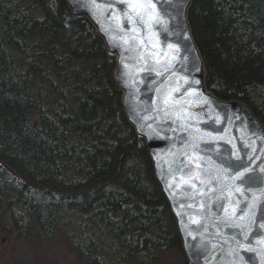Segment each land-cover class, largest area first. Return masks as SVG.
<instances>
[{"label":"trees","instance_id":"16d2710c","mask_svg":"<svg viewBox=\"0 0 264 264\" xmlns=\"http://www.w3.org/2000/svg\"><path fill=\"white\" fill-rule=\"evenodd\" d=\"M64 15V0H0V214L17 235L35 225L44 236L57 215H75L71 248L90 264L180 254L147 148L121 112L103 42L87 20ZM189 23L207 89L245 102L264 125V0H193ZM94 48L102 56H92ZM43 66L56 76H42ZM59 193L65 204H52Z\"/></svg>","mask_w":264,"mask_h":264},{"label":"water","instance_id":"95a60500","mask_svg":"<svg viewBox=\"0 0 264 264\" xmlns=\"http://www.w3.org/2000/svg\"><path fill=\"white\" fill-rule=\"evenodd\" d=\"M76 1L81 4L78 0L68 1L72 15H83V18L87 16L88 19H86L96 29L100 38L103 37V32H107L108 40L103 39L106 44L109 45L111 41V43L122 45L121 50L124 53H133L132 46L140 37L138 35L141 31V22L137 21L132 24L127 21L124 16L125 12L130 13L126 10L127 2L84 0L90 3L98 2V7H91L88 4L84 7L85 11H82V8L76 5ZM151 3L158 8L159 18L167 24L175 22L176 20L173 19L180 16L181 12L179 11H187L190 6V0H151ZM170 3L177 6L175 11L168 10ZM92 10L96 14L95 17L91 15ZM83 12H87V14ZM184 15L185 13L182 16L184 17ZM180 21L183 28L188 29L187 26L185 27V20ZM132 35L137 38L130 39L129 37ZM188 36L191 35H186L187 39ZM125 40H128L127 44ZM187 48L189 45L182 38L180 50L183 52ZM193 49L190 47L195 64L191 59L182 61L178 56L173 60L167 59L161 62L163 67H166L180 61L182 66L180 79L167 88L162 85L160 88L157 83H147V90H150L151 94H146L145 88L140 84V82L144 83V79H141L140 75L137 76V73L128 71L126 66L117 67L112 72L119 90L125 94V106H122L126 113V121L135 130L136 136L145 142L149 159L154 164V179L161 186L166 199L172 202V204L170 203L172 205L171 212L173 218L176 217V219L174 218L175 225L183 254L187 258L186 261H188L187 253L191 252L192 247L193 255H190L192 262L195 256L202 255V253L193 249V243L199 234L194 236V222L191 215L202 216V213L207 210L205 209L207 203L218 199L220 195L219 178L220 174L224 173L221 170L229 166L217 164L213 152L216 149H222L221 154L224 157H231L233 160V148H227L224 139L226 136H239L244 132L247 135L253 133L264 148V125L252 115L249 109L243 112V106L239 104L238 100H221L207 89L205 67L201 62H197L192 52ZM168 51L172 54L176 50L168 48ZM175 54L177 55V51ZM134 63L138 65L137 62ZM153 63L154 68H157V62ZM143 73L149 74L150 69L146 68ZM177 88L179 91H175ZM161 89L173 95L167 97L166 94L165 97ZM133 100L136 105L139 102V110H134L135 113H133L135 115L131 114ZM236 115L242 120H236ZM228 116L231 118L228 119ZM187 131L188 133H186ZM193 144H197L198 147L193 148ZM254 163L257 167L264 164L259 158H256ZM244 164L247 166L250 164V160L246 159ZM177 168L179 172H177ZM222 198L220 197V199ZM249 230L251 229L244 222L241 229L235 228L234 233L230 234V237L228 236L230 241L227 246L231 249L234 245V253L230 250V254H226L225 248L216 250L223 256L221 259L224 263L241 264L240 255L244 254L258 259L264 264V244ZM250 232L252 235H249ZM238 233H244L247 241L251 243L246 245L245 240L239 246L235 240ZM202 240L204 241V239ZM205 241L208 247L207 240L205 239ZM257 244L260 245L257 246ZM248 248L253 251H247ZM223 262L220 263L219 260L220 264ZM250 264L257 263L250 262Z\"/></svg>","mask_w":264,"mask_h":264},{"label":"bare ground","instance_id":"6f19581e","mask_svg":"<svg viewBox=\"0 0 264 264\" xmlns=\"http://www.w3.org/2000/svg\"><path fill=\"white\" fill-rule=\"evenodd\" d=\"M193 0H190V6L188 7L187 11H179L181 12L180 16H176L173 20H176L175 22H170L167 24L163 20H161L158 16L157 7L153 10V15L155 18H157L160 22L159 23H151L150 25L141 23V31L138 36V41L134 43V46H132L133 53H124L121 48L122 45L116 44V43H110L109 45L104 42V40H108V34L107 32H103V37L101 38V41L103 42L106 55H108L111 59L110 66H112V71L117 67L123 68L126 66L128 71H132L134 73H137V76L140 75L141 79H144V83L140 82V84L145 88L146 94H151L150 90H147V83H157V85L161 87L164 86L165 88L172 86V84L176 83V80L180 79V71L182 69V66L180 64V61H176L173 65L170 66L169 72H164L163 65L161 62L166 61L167 59L173 60L176 56H178L179 59L183 60H192L195 62V59L193 58L190 47L193 49V54L197 60V62H201L204 65V56L201 52V50L198 48L195 38L192 34V27L189 23V9L191 7ZM175 3V2H174ZM90 4L91 7H98V2H86L85 5ZM176 4V3H175ZM86 7V6H85ZM127 6L125 7V9ZM177 6L174 4H169L168 10L169 11H175ZM124 10V8H123ZM122 10V11H123ZM127 11H130L129 8L126 9ZM125 11V10H124ZM183 13H185L184 17L182 16ZM91 15L94 17L96 14L91 11ZM93 17V20H95ZM185 20V27L187 26L188 29H184L181 21ZM89 22V21H88ZM90 24V22H89ZM133 24V23H132ZM91 25V24H90ZM92 26V25H91ZM96 33V32H95ZM97 34V33H96ZM88 35V33H87ZM186 35L188 36V39ZM184 38V41L187 45H189V48L184 50H180V42L181 39ZM104 39V40H103ZM144 42L143 45L141 42ZM108 43V42H107ZM60 45V41L58 42ZM169 45H172L171 49H174L177 51V55L174 53L170 54L168 51ZM61 46V45H60ZM107 46H109L107 48ZM92 48V46H91ZM91 53L92 56L98 58L99 56H102L100 52H98L97 48H94ZM79 54V53H77ZM76 54V55H77ZM55 59L57 60L58 57L56 56ZM52 60L54 61V56H52ZM55 60V61H56ZM74 59H71L72 62ZM130 61V62H129ZM156 61L158 64L157 68H154L153 62ZM134 62H137L138 65H136ZM75 65V63H74ZM39 66V65H37ZM136 66V67H135ZM79 67V66H78ZM205 67V66H204ZM77 68V67H73ZM146 68L150 69V73L145 75L143 73V70ZM91 71V69H89ZM142 72V73H141ZM163 73L162 75L158 73ZM40 73L42 76H48L49 74L56 76V71L48 70L44 66L40 68ZM81 74V72H80ZM206 75V72H205ZM112 81L115 84V87L117 88V100L121 107V112L126 116L125 110H123V106H125L124 96L125 94L119 90L118 85L116 84L113 75ZM63 78V77H62ZM43 80V79H42ZM33 79L30 78V82H32ZM63 81V80H62ZM83 82L77 80V87L79 88L82 85ZM33 83H30L32 85ZM61 83L58 85L51 84L52 87H56L54 97L59 98V93L57 91H60ZM57 89V90H56ZM161 92L167 94V97H169L171 94L168 91H165L164 89H161ZM63 94V93H62ZM105 98L108 99V95H105ZM239 104H242L243 106V112H246L247 109L250 110L253 116V112L249 108V106L243 102L238 101ZM133 103V110L132 115H135L134 110H139V102L138 105ZM123 105V106H122ZM234 113V112H233ZM131 115V116H132ZM231 116H228V119H230ZM236 120L239 119V116L236 115ZM258 119V118H256ZM126 120V117H125ZM242 120L240 117L239 121ZM106 128H109V125L104 126V130ZM133 129V128H132ZM134 134L135 130L133 129ZM116 132H119L116 130ZM188 133V131L186 132ZM144 141V140H143ZM145 144V142H144ZM224 144L227 146V148H233V160L231 157H224L223 154H221L222 149H216L213 153L216 157V163L217 164H224L229 165L224 170H221V172L224 171V173H221V177L219 178V187H220V195L218 199L210 201L207 203V209L205 213H202V216H193L192 220L194 222L193 224V233L194 236L199 234L197 241L195 239V243H193V249L196 251H200L202 255L195 256L193 262L191 261L190 255H193L192 253V247L191 252L187 253L188 255V261H186V257L183 255V259H185L187 264H220L221 259L223 256L216 250L218 249H224L225 253L230 254V250L234 253L235 248L234 245H232L231 249L227 246L229 241L228 236L230 237V234L234 233L235 228L241 229L243 226V223L246 222L247 225L255 237L259 239L260 242L264 244V164L261 166H256L254 163L256 158H259L260 161L264 163V148L258 139L254 137L253 133H248V135L244 132L242 134H239V136H226L224 139ZM147 148V147H146ZM231 153V151H229ZM149 157V156H148ZM237 157H239V160H237ZM246 159L250 160V164L245 166ZM243 164L244 167L239 168V171H244L245 168L252 169L251 175L254 177V180L251 184H239L238 181L233 183V181L230 179L231 176H234L237 174L236 171H234L235 168H237L238 165ZM150 165L152 167L153 171V163L150 159ZM11 172L15 176L16 180L21 179L20 178V171H18L16 168L12 169ZM177 172H179V169L177 168ZM154 177V176H153ZM157 183V182H156ZM142 184V183H141ZM240 187L241 190L244 192V195H241L240 193H237L234 191V187ZM254 186V187H253ZM157 190L161 197L165 201V205L167 206L168 212L171 217L172 216V202L166 199V196L164 194V191L161 189V186L157 183L156 184ZM32 190L35 189L34 186H31ZM96 193L100 194L102 193L101 188H96ZM45 194L41 195L44 196ZM220 197H223L220 199ZM52 204L57 205H64L65 202L63 201V196L59 194H52L51 196ZM59 214L58 212L54 213V217ZM59 218V215H57ZM176 219V217L174 216ZM174 221V220H173ZM30 223V222H28ZM175 224V223H174ZM175 226V225H174ZM33 228H37L35 225H33ZM176 229V227H175ZM40 231V229H39ZM250 232L249 235H252ZM249 233V232H248ZM247 233V234H248ZM246 234V236H247ZM209 238V239H208ZM202 239L207 240L208 247L206 245V241L204 242ZM235 240L237 244L240 246L245 240L246 245L250 244L251 242H248L244 233H238V236L235 237ZM260 244H257L259 246ZM259 250V248H257ZM148 251L153 253L152 247H148ZM156 254V257L159 256V252H154ZM230 257V256H229ZM241 264H250V262H256L257 264H263L258 259L251 258L247 255H240ZM220 260V263H219ZM223 264H226L223 262ZM227 264H230L229 262Z\"/></svg>","mask_w":264,"mask_h":264},{"label":"rangeland","instance_id":"374dc122","mask_svg":"<svg viewBox=\"0 0 264 264\" xmlns=\"http://www.w3.org/2000/svg\"><path fill=\"white\" fill-rule=\"evenodd\" d=\"M64 1L68 12V15H64L66 19H83V15H72L68 6L69 0ZM78 1L81 4L76 1V5L81 7L82 11H85L84 7L86 6V2L84 0ZM87 7L89 9V6ZM21 13L24 12L21 11ZM83 13L87 14V12ZM50 15H52L53 18L51 20H54L56 23H58V28L60 26L63 27L64 21L60 20V16L57 17V14L53 13H51ZM84 17L85 20L88 19L87 16ZM62 19L64 18L62 17ZM71 23L72 21L70 22V24ZM90 26L89 29L91 30ZM91 27L94 32H96V29H94L93 26ZM82 69L84 68H81V70ZM2 216L5 218V214H0V264H90L88 261L79 258L78 253L71 248V241L68 238V233H73L75 232V230L72 228L69 229V224L73 223L79 225V218H77L75 215L73 217H75L74 219H76V221L65 219V216L60 215L59 218H56V222L53 226L54 229L50 231L49 235L46 234V236H44L42 233H39L38 230H35L30 226H27V229L25 231L17 235L14 230L10 226H8V223H6ZM172 219L175 223V219L173 217ZM107 238L109 239V237L105 234V240ZM109 240H111V238ZM182 250L183 249L180 250V255L177 249H169L165 253L159 254V256L156 257V260H154L152 263L145 262L141 264H180L181 257H183ZM132 264L140 263L139 260H134Z\"/></svg>","mask_w":264,"mask_h":264},{"label":"snow or ice","instance_id":"6c2138e0","mask_svg":"<svg viewBox=\"0 0 264 264\" xmlns=\"http://www.w3.org/2000/svg\"><path fill=\"white\" fill-rule=\"evenodd\" d=\"M115 2V0H113ZM120 3L127 2L128 8L130 10L129 12H125L124 16L127 19L129 23H136L137 21L150 25L151 23H159L160 21L155 18L153 15V10L155 9V4L151 3V0H119ZM106 31V30H105ZM133 32H135V29H133ZM132 40H135L137 37L135 35H132L129 37ZM111 43V41H110ZM125 43H128V40H125ZM143 41L141 44L143 45ZM169 48H172V45H169ZM164 72L170 71V66H166L163 69ZM162 75L163 73H158ZM185 83H188V81H185ZM175 91H179V88L175 89ZM165 103L167 104L168 101L166 100ZM193 148H197V144L192 145ZM237 160H239V157H237ZM244 167L243 164H240L237 166V168L234 169V171L237 172L236 175L231 176L230 179L235 183L236 181L239 182V184H251L254 180V177L251 175L252 169L245 168L244 171H239L238 169ZM234 191L237 193H240L241 195H244V192L241 190L240 187L236 186L234 187ZM247 238V237H246ZM247 251H253V249L248 248Z\"/></svg>","mask_w":264,"mask_h":264}]
</instances>
